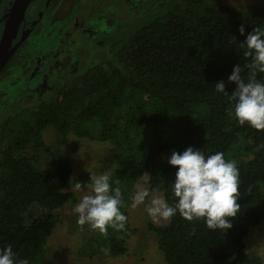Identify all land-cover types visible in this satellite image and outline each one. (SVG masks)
Listing matches in <instances>:
<instances>
[{
    "label": "trees",
    "instance_id": "16d2710c",
    "mask_svg": "<svg viewBox=\"0 0 264 264\" xmlns=\"http://www.w3.org/2000/svg\"><path fill=\"white\" fill-rule=\"evenodd\" d=\"M254 29L264 31V3L234 8L223 0H167L129 21L81 76L0 121V248L11 245L29 264H53L46 245L60 221L57 210L76 201L63 190L73 163L63 148L76 151L78 139L88 138L115 144L110 182L120 189L127 223L122 231H96L86 254L128 252L136 186L173 203L178 166L162 155L193 146L237 162L241 207L227 230L179 212L167 225L150 223L165 264H264L246 250L252 229L264 225V130L239 124L231 99L236 84L228 81L237 64L246 81L252 74L244 40ZM256 78L264 80V73ZM218 81L227 94L216 92ZM49 129L55 148L45 139ZM91 174L76 183H88ZM33 207L47 213L28 220Z\"/></svg>",
    "mask_w": 264,
    "mask_h": 264
},
{
    "label": "clouds",
    "instance_id": "9594fccd",
    "mask_svg": "<svg viewBox=\"0 0 264 264\" xmlns=\"http://www.w3.org/2000/svg\"><path fill=\"white\" fill-rule=\"evenodd\" d=\"M245 35V25L239 28ZM245 57L251 58L247 67L251 71L247 81L241 75L240 64L234 66L228 77L236 84L231 99L235 101L234 115L239 124L246 123L264 130V80L256 78L257 73H264V31L254 29L248 32ZM217 93L227 94L224 81L215 83ZM172 166H178L175 180L171 184L173 203L149 191L147 187L136 186L131 197L132 207L145 205L146 211L154 221H169L177 212L191 221L203 218L212 230H227L232 227V219L237 216L241 205L240 170L235 160L226 159L223 152L206 154L193 146L185 150L173 151L168 159ZM108 172L100 175L91 174L87 184L88 193L74 205L72 211L77 214L78 224L89 225L100 233H107L109 227L122 231L126 227L127 216L121 211L122 200L119 188H112ZM80 188V184L76 185ZM0 264H29L27 259H18L11 245L0 248Z\"/></svg>",
    "mask_w": 264,
    "mask_h": 264
},
{
    "label": "rangeland",
    "instance_id": "374dc122",
    "mask_svg": "<svg viewBox=\"0 0 264 264\" xmlns=\"http://www.w3.org/2000/svg\"><path fill=\"white\" fill-rule=\"evenodd\" d=\"M154 1L156 3L161 2V0H127L126 4L128 5L127 9L129 8L130 10V15L136 12L132 17L137 18L138 15H145V5L147 6L153 2L147 8L148 11L154 9L156 6ZM223 1L234 8L264 3V0ZM122 23L120 22V25ZM106 29H108V24L98 20L90 23L86 32L83 30L84 34L73 37L71 46L73 47L74 65L86 58L91 51H97L99 46L102 45L101 49H106L107 42L98 43L101 32ZM34 43H37V51L39 52L42 50L47 51L49 47L56 46L53 37H44L42 34L37 36ZM30 56L34 57V55ZM61 62L63 63V59ZM62 67L63 64L59 68L52 70L50 67L44 66V64H39L37 59L30 58L28 64L24 65L23 70L19 71L21 74L24 73L22 79L19 77V82L15 81V79L16 76H22L21 74L16 75V73L9 71L0 75V121L14 114L19 109L33 106L43 99L52 89L50 86L57 81L55 76L59 77L58 80L61 83H67L77 75L71 70L64 76V71L61 70ZM45 139L51 148L56 147L57 142L53 130L49 129L46 131ZM78 142L80 147L76 151H72L67 147L63 148V151L68 153L73 159L71 178L63 190L73 192L76 196V201L68 202L57 210L58 214H60V221L47 241V256L53 264H165L164 254L158 245V236L149 228V224L164 226L169 221H154L149 217L145 207L148 202L147 199L145 204L137 207L130 205L128 207L131 228L135 231L130 234L128 239L127 253L114 255L109 251H105L96 256H90L86 254L85 249L83 250L88 241L95 238L98 230L92 229L87 224L83 226L78 224L77 214L72 211L79 199L89 191L88 183L80 185V188L77 189L76 181L86 172H91L97 176L104 172L110 174L117 169V164L113 150L115 144L112 141L101 142L82 138L78 139ZM169 156L170 154L166 152L162 155V159L165 161ZM138 185L146 187L141 182ZM152 193L165 197L163 192ZM30 211L28 220L47 213L38 207H33ZM246 244V250L249 254H260L264 259L263 224L252 229V232L246 238ZM86 251H89V249Z\"/></svg>",
    "mask_w": 264,
    "mask_h": 264
},
{
    "label": "flooded vegetation",
    "instance_id": "af4514ba",
    "mask_svg": "<svg viewBox=\"0 0 264 264\" xmlns=\"http://www.w3.org/2000/svg\"><path fill=\"white\" fill-rule=\"evenodd\" d=\"M14 2L15 0H0V42ZM126 2L127 0H32L10 45L15 50L0 75L9 71L20 75L19 71L23 70L30 58H33L52 70L63 64L61 70L64 71V76L71 70L77 73L75 77L81 76L91 61L97 59L105 48L101 49L103 46H99L97 51H91L86 58L74 65L71 46L73 37L82 35L83 30L86 32L90 23L101 20L108 24V29L101 32L98 43L107 42L106 49L109 48L114 35L119 33L129 21L139 17V15L137 18L132 17L136 12L130 15ZM163 2L166 1L161 0L157 3L154 1L156 4L154 9ZM151 3L144 6L145 14L151 11L147 8ZM120 22L123 23L120 25ZM40 34L44 37H53L56 46L49 47L47 51H37L38 45L34 41ZM21 75L16 76L15 81L19 82V77L21 79L24 77V73ZM55 79L57 81L50 86L52 89L71 81L70 79L67 83H61L59 77L55 76Z\"/></svg>",
    "mask_w": 264,
    "mask_h": 264
},
{
    "label": "water",
    "instance_id": "95a60500",
    "mask_svg": "<svg viewBox=\"0 0 264 264\" xmlns=\"http://www.w3.org/2000/svg\"><path fill=\"white\" fill-rule=\"evenodd\" d=\"M31 1L32 0H15L8 14L9 17L7 18V23L0 42V72L6 66L15 50V48H11L10 45Z\"/></svg>",
    "mask_w": 264,
    "mask_h": 264
}]
</instances>
